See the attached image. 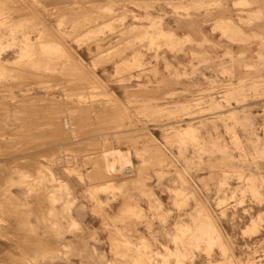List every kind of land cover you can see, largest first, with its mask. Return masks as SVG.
<instances>
[{"label": "rangeland", "instance_id": "obj_1", "mask_svg": "<svg viewBox=\"0 0 264 264\" xmlns=\"http://www.w3.org/2000/svg\"><path fill=\"white\" fill-rule=\"evenodd\" d=\"M0 264H264V0H0Z\"/></svg>", "mask_w": 264, "mask_h": 264}, {"label": "bare ground", "instance_id": "obj_2", "mask_svg": "<svg viewBox=\"0 0 264 264\" xmlns=\"http://www.w3.org/2000/svg\"><path fill=\"white\" fill-rule=\"evenodd\" d=\"M194 2V1H193ZM222 6V5H221ZM36 54V53H35ZM37 54H39V53H37Z\"/></svg>", "mask_w": 264, "mask_h": 264}]
</instances>
